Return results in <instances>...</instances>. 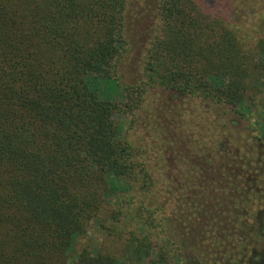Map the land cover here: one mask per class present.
Here are the masks:
<instances>
[{
    "label": "trees",
    "instance_id": "1",
    "mask_svg": "<svg viewBox=\"0 0 264 264\" xmlns=\"http://www.w3.org/2000/svg\"><path fill=\"white\" fill-rule=\"evenodd\" d=\"M131 1L0 0V264H264L257 0H156L126 83ZM154 91L203 109H164L136 144ZM93 222L103 239L74 254Z\"/></svg>",
    "mask_w": 264,
    "mask_h": 264
},
{
    "label": "rangeland",
    "instance_id": "2",
    "mask_svg": "<svg viewBox=\"0 0 264 264\" xmlns=\"http://www.w3.org/2000/svg\"><path fill=\"white\" fill-rule=\"evenodd\" d=\"M155 1L156 0H132V4H130L128 8L126 25V36L128 40L127 54L125 57L126 59L123 62V65L120 70L121 77L126 83H135L140 78V59L142 57L143 51L149 44V40L152 37L153 27L155 23ZM211 5H218V7L223 10H220V12L224 14H230L229 7L227 5V0H214V3H211ZM259 6V15L261 17H264V0H257L256 9ZM234 12L236 13V10H234ZM254 14L255 13L248 12L244 13L242 17L244 19V17H247L248 15L253 16ZM242 17L239 18L236 16V19H241L239 22L242 23L244 21H242ZM252 21L254 22V19ZM178 105L180 111L183 110L184 107H186L188 111H191L196 107L198 109H201L202 107V105L197 106L194 102H186L183 97H180L175 92H152L148 97L145 108L139 115V122L135 124V127L132 131V141L136 144L142 141L144 144L152 146L155 143V140L157 139L156 133L152 131L154 129L152 128L153 124H158L159 127H162L164 129L165 125H167L169 120L165 115L166 113L163 115L162 112L164 111V109H170L171 107H174L175 110H177ZM233 119L234 117L230 118L229 122L232 123ZM141 121L143 122L141 123ZM237 121L238 120L234 119L233 123H236ZM145 125L148 126L145 127ZM244 127H246L245 122L239 124L240 129ZM180 149H183V155H187L191 152L192 147L190 143H188L185 148L181 146ZM166 155L167 152L165 151L164 158H169L171 160V164L174 165L173 157L170 155ZM172 175L173 177L177 176V170L173 171ZM102 239L103 232L100 223L93 222L89 233L86 236L80 237L78 239L75 245L74 254L80 253L83 248L91 246L92 244H94V246L99 245V242ZM69 264H71V261Z\"/></svg>",
    "mask_w": 264,
    "mask_h": 264
}]
</instances>
